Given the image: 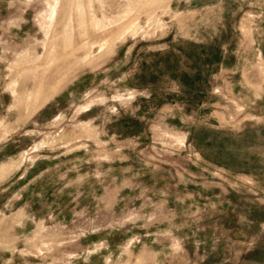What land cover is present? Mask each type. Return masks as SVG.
<instances>
[{
  "label": "rangeland",
  "instance_id": "1",
  "mask_svg": "<svg viewBox=\"0 0 264 264\" xmlns=\"http://www.w3.org/2000/svg\"><path fill=\"white\" fill-rule=\"evenodd\" d=\"M0 264H264V0H0Z\"/></svg>",
  "mask_w": 264,
  "mask_h": 264
}]
</instances>
